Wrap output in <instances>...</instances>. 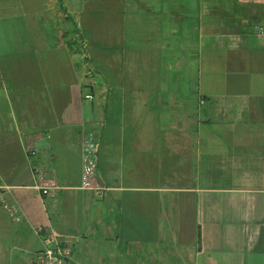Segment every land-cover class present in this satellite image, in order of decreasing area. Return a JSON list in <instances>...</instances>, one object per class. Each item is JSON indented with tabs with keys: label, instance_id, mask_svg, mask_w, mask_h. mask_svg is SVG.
<instances>
[{
	"label": "crops",
	"instance_id": "obj_1",
	"mask_svg": "<svg viewBox=\"0 0 264 264\" xmlns=\"http://www.w3.org/2000/svg\"><path fill=\"white\" fill-rule=\"evenodd\" d=\"M0 188V264H32L38 229L74 264H264V0H0Z\"/></svg>",
	"mask_w": 264,
	"mask_h": 264
},
{
	"label": "built area",
	"instance_id": "obj_2",
	"mask_svg": "<svg viewBox=\"0 0 264 264\" xmlns=\"http://www.w3.org/2000/svg\"><path fill=\"white\" fill-rule=\"evenodd\" d=\"M78 52L82 54L83 59H87L86 45L79 34L75 38ZM90 70L86 75H90ZM86 100H92L93 95L86 93L83 96ZM42 136V133L34 132L24 136V150L27 157L32 161V171L35 176L34 188L39 192L42 199H51L57 196L63 187L59 185L54 175L51 177H45L42 166L36 161L38 151L35 146L38 137ZM47 138L49 136L44 135ZM99 148L98 141L94 133L90 132L83 138L81 144V182L80 190L91 193L96 198H101L108 187L100 180L97 175V163L96 155ZM1 189V188H0ZM0 203L2 209L10 220L14 223L19 222L21 215L18 209L10 204L0 192ZM39 232H44L43 240L45 242V248L41 251L33 253L32 264H74L73 251L75 246V238L68 235H56L50 230L38 229Z\"/></svg>",
	"mask_w": 264,
	"mask_h": 264
},
{
	"label": "rangeland",
	"instance_id": "obj_3",
	"mask_svg": "<svg viewBox=\"0 0 264 264\" xmlns=\"http://www.w3.org/2000/svg\"><path fill=\"white\" fill-rule=\"evenodd\" d=\"M207 178V177H206Z\"/></svg>",
	"mask_w": 264,
	"mask_h": 264
}]
</instances>
